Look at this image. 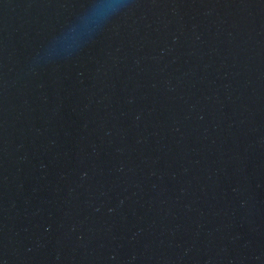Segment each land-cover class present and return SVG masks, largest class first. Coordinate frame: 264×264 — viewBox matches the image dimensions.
Instances as JSON below:
<instances>
[{
    "label": "water",
    "instance_id": "obj_1",
    "mask_svg": "<svg viewBox=\"0 0 264 264\" xmlns=\"http://www.w3.org/2000/svg\"><path fill=\"white\" fill-rule=\"evenodd\" d=\"M0 0V264H264V0Z\"/></svg>",
    "mask_w": 264,
    "mask_h": 264
},
{
    "label": "clouds",
    "instance_id": "obj_2",
    "mask_svg": "<svg viewBox=\"0 0 264 264\" xmlns=\"http://www.w3.org/2000/svg\"><path fill=\"white\" fill-rule=\"evenodd\" d=\"M119 6V0H95L93 7L80 17L79 24L71 28L63 38L66 51L71 52L76 42L89 35L111 14L116 12Z\"/></svg>",
    "mask_w": 264,
    "mask_h": 264
}]
</instances>
